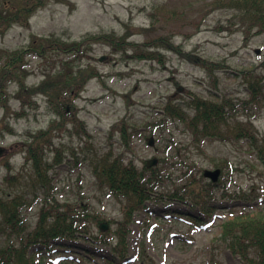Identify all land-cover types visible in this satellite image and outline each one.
<instances>
[{
    "label": "rangeland",
    "instance_id": "rangeland-1",
    "mask_svg": "<svg viewBox=\"0 0 264 264\" xmlns=\"http://www.w3.org/2000/svg\"><path fill=\"white\" fill-rule=\"evenodd\" d=\"M220 1L52 2L34 13L29 28L15 25L5 36L0 37V48L17 51L27 49L33 36H56L71 41L87 35H123L128 25L132 32L131 42L141 43L171 35L175 43L183 46L187 52L231 67L227 72H218V86L214 87V82L205 70L182 60L173 52L165 53V64L162 65L156 61L123 60L119 55L111 59L113 55L110 47L103 43L94 45L91 54L93 59L89 62L96 66L102 79L91 80L81 96L72 105H67L69 113L75 112L86 122L91 138L84 142L71 138L56 139L58 147L63 143L64 153L66 148L73 145L78 148L79 154L74 160H71L72 152L68 157L63 154L64 164L56 166L50 172L54 180V195L61 202H84L90 206V214L100 215L104 219L102 223H107L109 230L117 229L118 221L123 219L122 203L99 189L94 169L104 155L121 152L119 134L115 135L112 144L108 136L111 128L122 119L140 129L132 137L131 150H125V157L133 160L139 168L145 162H153L155 158L158 162L163 158L167 159L169 164L164 165L165 168H173L172 164L178 160L174 157L179 152L178 149L186 153V147L189 148V158L197 162L196 173L220 170L222 174V167H225L224 171L228 173L230 180L227 185L229 193L245 192L253 199L249 201L253 203H245L241 199L231 201L226 197H219L215 204L218 212L205 226H194L184 217L201 215L199 209L189 203L149 201L147 209L137 213L130 224L126 259L123 261L117 258L114 264H217L212 262L211 252L215 239L222 233V224L236 217L264 214V164L245 141L224 143L207 139L200 150L193 144L192 137L183 125L176 126L171 121L165 128L164 124L157 128L149 125L150 122L160 121L165 103L179 86L183 91L175 96V103L183 107L193 98L190 92L218 102L223 99H247L248 92L239 72L261 67L264 62V34L245 44L242 32L232 34L220 31V27L228 24L231 17L229 10L220 7ZM102 57L107 58L100 61ZM26 63V68L30 71V85L44 78L45 68L38 56H27ZM10 90L15 91L16 87ZM45 102V99H39L40 109L32 111L27 118L11 119V125L17 133L3 140V145L15 146L14 156L10 159L11 170L3 167V162L6 159L9 161V158L0 160V196H8L12 200L18 196L19 191L23 190L21 194L24 195L28 193L25 201L30 204L24 214L30 230L36 226L43 196H34L28 186L18 189L21 180L8 183L5 182V177L10 174L27 178L32 174L31 166L24 165L21 142L25 141L30 131L47 128L55 118ZM11 104L14 109H20L18 99L13 98ZM2 114L3 111L0 110V119ZM255 125L264 137V109L257 114ZM177 167V170L182 169V165ZM99 230L98 225L93 229L95 233ZM59 245L48 253L41 251L39 247L32 251L35 252L37 261L46 256L43 264H59L65 256L74 258L76 263L88 264L79 259V255L85 256L92 264H107L108 260L115 257L110 245L97 240L79 238L62 241ZM220 246V264H242L239 256L221 244Z\"/></svg>",
    "mask_w": 264,
    "mask_h": 264
},
{
    "label": "trees",
    "instance_id": "trees-1",
    "mask_svg": "<svg viewBox=\"0 0 264 264\" xmlns=\"http://www.w3.org/2000/svg\"><path fill=\"white\" fill-rule=\"evenodd\" d=\"M65 0H0V37L15 25L30 27V18L36 11L45 8L52 2ZM220 7L231 12L228 24L222 25L220 31L236 33L242 32L244 42L248 44L253 38L264 34V0H221ZM126 25L123 35L106 33L101 35H87L79 40L67 41L56 36H33L25 50L9 51L0 48V108L5 109V115L13 114L9 105L11 95L9 88L19 86L18 98L22 106L30 105L36 108L33 95H42L49 104L50 111L56 120L46 131L29 135L26 143V163L32 167L28 190L35 196L42 195L41 208L36 226L30 230L26 214L30 202H26L27 194L18 192V196L10 200L8 196H0V264H43L46 256L37 261L33 248L50 252L53 247H59L62 241H72L85 238L100 241L110 245L114 256L107 264H114L117 258L125 260L128 251L127 237L130 224L137 213L147 209V203L154 201L171 204L174 202L186 204L199 209V216L184 215L194 226H204L210 222L218 212L215 207L219 197H226L233 201L241 199L245 203H253L252 196L245 192L230 194L227 188L228 173L222 167V174L217 182L205 177L195 170L197 162L186 153L178 149V158L173 168H165L167 159H162L155 166L145 162L139 168L133 160H128L125 150H131V141L138 127H132L126 119L116 123L109 132L108 139L112 144L116 134H119L122 145L121 152L104 155L98 160L94 169V176L98 180V187L122 203L123 219L118 221L116 230L101 229L100 215L90 214V206L84 202H61L55 195V186L49 175L52 165L48 164V156L54 153V163L64 164V158L72 152V158H78L77 147L66 148L61 142L57 148L55 136L76 138L84 142L91 138L87 124L75 112L68 113L66 106L81 96L88 83L93 79H102L96 66L89 61L94 45L103 43L112 51L111 59L119 55L123 60L150 61L165 64L166 52H173L182 60L190 62L205 70L214 87L218 86V72L231 69L225 63L221 64L210 59L202 58L192 52H187L183 46L176 44L171 35L160 36L146 42L130 41L132 32ZM142 29V28H140ZM38 55L43 64L44 79L39 85L31 88L26 86L29 71L26 68V56ZM262 68L263 70H259ZM252 70H242L239 77L248 92L247 99H223L221 102L200 97L193 94V98L184 107L176 104V98L170 96L163 107V116L159 122H150L151 128L171 121L176 126L183 125L185 131L192 137L197 149L207 139L229 143H243L245 141L254 151L258 159L264 164V137L255 125L257 114L264 109V62L261 67ZM179 85L178 82H176ZM179 93L178 95H180ZM24 112L14 113L16 119L24 116ZM5 131L15 133L9 123H0V134ZM114 144V143H113ZM63 147V148H61ZM63 154H66L63 157ZM192 160V161H191ZM69 161V160H68ZM70 163V162H68ZM54 165V164H53ZM182 165V169L177 166ZM5 166L10 170V164ZM175 167V168H174ZM186 170V171H184ZM174 178V179H173ZM5 182L15 183L14 178H5ZM23 182V181H22ZM26 183V182H25ZM28 183V182H27ZM20 183L18 189H23ZM25 211V212H24ZM113 223V222H111ZM98 225L100 230L93 229ZM222 233L215 239L212 246V262L220 264L218 260L221 246L234 255L240 257L242 264H264V214L255 217L241 218L222 224ZM46 250V251H45ZM42 253V252H41ZM92 264L85 256L79 259ZM60 264H81L66 256Z\"/></svg>",
    "mask_w": 264,
    "mask_h": 264
},
{
    "label": "water",
    "instance_id": "water-1",
    "mask_svg": "<svg viewBox=\"0 0 264 264\" xmlns=\"http://www.w3.org/2000/svg\"><path fill=\"white\" fill-rule=\"evenodd\" d=\"M4 153V149L0 147V155H2ZM157 163L156 160H154L153 162H150V165H155ZM220 175V171L217 170L215 172H207L206 173V176L209 177V178H212L214 181H217L218 180V177ZM102 229L106 230L108 229L107 225H102Z\"/></svg>",
    "mask_w": 264,
    "mask_h": 264
}]
</instances>
